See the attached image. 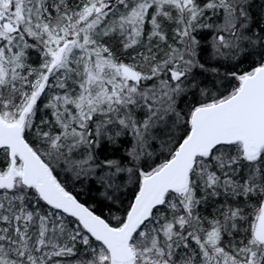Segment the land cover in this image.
Here are the masks:
<instances>
[{"label": "snow or ice", "instance_id": "1", "mask_svg": "<svg viewBox=\"0 0 264 264\" xmlns=\"http://www.w3.org/2000/svg\"><path fill=\"white\" fill-rule=\"evenodd\" d=\"M0 264H264V0H0Z\"/></svg>", "mask_w": 264, "mask_h": 264}, {"label": "trees", "instance_id": "2", "mask_svg": "<svg viewBox=\"0 0 264 264\" xmlns=\"http://www.w3.org/2000/svg\"><path fill=\"white\" fill-rule=\"evenodd\" d=\"M79 190V186H78ZM98 196V192L95 187L92 188V191L89 193L87 189L84 190V194L81 196V199L85 200H91L92 198H95Z\"/></svg>", "mask_w": 264, "mask_h": 264}]
</instances>
